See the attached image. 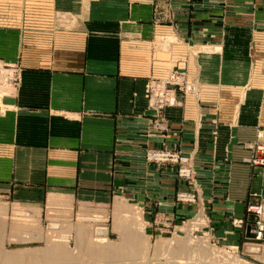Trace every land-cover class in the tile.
Returning a JSON list of instances; mask_svg holds the SVG:
<instances>
[{
	"label": "crops",
	"instance_id": "0c3cea01",
	"mask_svg": "<svg viewBox=\"0 0 264 264\" xmlns=\"http://www.w3.org/2000/svg\"><path fill=\"white\" fill-rule=\"evenodd\" d=\"M175 70L196 93L159 130L146 85ZM2 71L16 82L0 92V197L35 210L16 213L124 195L151 227L203 211L215 235L243 236L233 220L264 196V166L248 163L264 126V0H0ZM154 148L190 157L194 185L148 163Z\"/></svg>",
	"mask_w": 264,
	"mask_h": 264
},
{
	"label": "rangeland",
	"instance_id": "374dc122",
	"mask_svg": "<svg viewBox=\"0 0 264 264\" xmlns=\"http://www.w3.org/2000/svg\"><path fill=\"white\" fill-rule=\"evenodd\" d=\"M2 73L0 81L6 74ZM3 89L0 86V92ZM103 204L78 210L44 209L36 211L34 219H25L16 210H35L0 197V250L5 254L35 258L61 244L75 258L72 264H79L89 261L84 249L93 246L101 250L118 247L122 255H127L128 245L124 241L129 236L126 235L138 233L145 249L134 259H123L120 264H175L178 250H184L181 256L184 264H264V244L248 241L244 234L237 236L230 228L215 235L203 211H196L194 216L180 219L172 228L164 229L157 224L151 227L146 211L124 195L109 198ZM63 263L67 262H60ZM99 264L109 263L101 261Z\"/></svg>",
	"mask_w": 264,
	"mask_h": 264
},
{
	"label": "built area",
	"instance_id": "2783aa9c",
	"mask_svg": "<svg viewBox=\"0 0 264 264\" xmlns=\"http://www.w3.org/2000/svg\"><path fill=\"white\" fill-rule=\"evenodd\" d=\"M16 82L9 77L3 79L0 86L9 88ZM3 89V90H4ZM148 109L152 112V127L161 129L160 125L165 120V110L181 105L185 96L196 93L195 83L188 79L184 71H171L165 78L151 79L146 85ZM253 151L248 163L252 167L264 166V129L258 131L256 141L249 147ZM148 163L165 166H177V176L184 179L190 185H194L195 172L191 159L181 151L167 149H149L145 153ZM252 202L246 204L245 218L233 220L236 229H242L248 241L264 244V196L252 195ZM177 199L181 202H194V194H178Z\"/></svg>",
	"mask_w": 264,
	"mask_h": 264
},
{
	"label": "bare ground",
	"instance_id": "6f19581e",
	"mask_svg": "<svg viewBox=\"0 0 264 264\" xmlns=\"http://www.w3.org/2000/svg\"><path fill=\"white\" fill-rule=\"evenodd\" d=\"M53 228H54V226H53ZM79 236L82 238V234H80ZM126 236H129L128 239H126V241H124L125 244L128 245V250L126 252L127 255L125 254L126 256L122 255L123 251L120 250V248H118V247L113 246V247H111L112 249L108 248L106 250H101V248L98 249L97 247L93 246V247H88V248L84 249V251H85L84 253H86L85 257H87L89 259V261L78 262V263L79 264H85V263L92 262V264H99V262L103 261V262L109 263V264H120V263H123L122 262L123 259H129V260L134 259L135 257H137L138 254H141L145 248L142 246V242L138 238V233H137V235L127 234ZM81 238L79 239V241H82ZM82 239H84V238H82ZM98 240H94L95 243L100 242ZM103 241H105V240H103ZM79 245H80V243H79ZM53 247H52L53 249L43 252V254H41V256L37 255L35 258L29 257L28 254H27L28 255L27 257H23L19 254H5V253H3L2 250H0V264H41V263H43V264H55L58 262H59L58 264H60V262H62V261H65L69 264H72L74 262L75 258L73 256H71L68 251L66 252L64 250V248L61 246V244L60 245H54ZM183 252H184V250H178L175 252L178 255L176 257L177 259H175L177 264H184V262H183L184 259H182V257H181L184 254ZM132 262H134V261H132ZM63 264H65V263H63Z\"/></svg>",
	"mask_w": 264,
	"mask_h": 264
}]
</instances>
